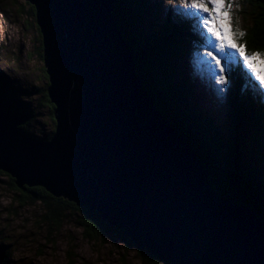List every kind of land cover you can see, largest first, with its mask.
I'll list each match as a JSON object with an SVG mask.
<instances>
[{
	"label": "water",
	"instance_id": "obj_1",
	"mask_svg": "<svg viewBox=\"0 0 264 264\" xmlns=\"http://www.w3.org/2000/svg\"><path fill=\"white\" fill-rule=\"evenodd\" d=\"M36 10L56 130L0 108V171L97 212L170 264H264V219L212 185L165 119L115 21V0H26ZM7 258L0 242V264Z\"/></svg>",
	"mask_w": 264,
	"mask_h": 264
},
{
	"label": "trees",
	"instance_id": "obj_2",
	"mask_svg": "<svg viewBox=\"0 0 264 264\" xmlns=\"http://www.w3.org/2000/svg\"><path fill=\"white\" fill-rule=\"evenodd\" d=\"M115 8L116 24L135 56L137 73L144 86L165 119L184 134L191 148L208 165L215 190L233 203L251 207L264 219V92L257 88V82L239 62L231 66L230 75L235 84L231 91L230 121H220L214 111L199 106L200 71H194L196 66L186 57L191 56L189 48L194 40L199 41L196 37H200L193 21L172 13H168L165 20L160 19L159 11L153 10L150 0H115ZM261 9L262 22L258 23L256 33L249 37L255 39L259 34L261 42L255 46L247 42L246 53L264 57V0ZM32 12L35 19L34 7ZM156 14L155 22H150L149 17ZM37 31L41 38L38 26ZM39 55L44 60L43 39H40ZM0 85L4 86L1 82ZM44 101L51 107L56 128L55 106L48 94ZM0 108L27 116L23 128L34 138L49 141L55 133L45 138L33 134L29 127L36 117V110L22 111L16 105L7 106L1 94ZM6 175L21 196L18 203L24 207L41 206L42 221L52 234L60 231L65 223L73 222L91 243H104L106 237H117L127 246L134 244L127 231L111 227L97 212L55 198L41 187L19 189L15 179ZM136 253L140 264H170L145 249L137 247ZM10 263L11 254L7 251L3 264Z\"/></svg>",
	"mask_w": 264,
	"mask_h": 264
},
{
	"label": "rangeland",
	"instance_id": "obj_3",
	"mask_svg": "<svg viewBox=\"0 0 264 264\" xmlns=\"http://www.w3.org/2000/svg\"><path fill=\"white\" fill-rule=\"evenodd\" d=\"M150 2L155 8L153 10L159 11L160 19L165 20L167 14L172 13L195 24L202 39L196 37L199 41L194 40L189 48L191 56L186 57L189 63L198 67L194 71H200L199 106L214 111L220 121L229 122L231 91L235 84L230 71L239 59L228 49L223 53L217 50V42L199 23L200 18L191 14L194 11L190 8L193 0ZM229 2L233 5L228 8L232 23L227 27L236 33L234 42L238 46L243 45L246 51L248 43L255 46L261 42L259 34L255 39L249 37L256 33L258 23L262 22V0H225L226 6ZM32 7L26 0H0V82L4 84L0 85V94L7 106L16 105L22 111L36 110L29 129L38 137L45 138L56 128L51 107L44 101L46 94L49 95L50 82L45 62L39 55L40 39L43 38L38 34ZM156 17L157 14L149 17L150 22H155ZM241 31L245 33L243 37H239ZM209 52L225 66L223 75L227 83L224 85L218 82V76L212 71L214 62L208 56ZM255 55L260 56L258 53ZM256 85L264 92V86L258 82ZM20 197L6 173L0 171V242L11 254L10 264H140L136 245L127 246L117 237H106L104 243H91L73 222L65 223L60 231L52 234L42 221L41 206L24 207L17 202Z\"/></svg>",
	"mask_w": 264,
	"mask_h": 264
},
{
	"label": "snow or ice",
	"instance_id": "obj_4",
	"mask_svg": "<svg viewBox=\"0 0 264 264\" xmlns=\"http://www.w3.org/2000/svg\"><path fill=\"white\" fill-rule=\"evenodd\" d=\"M232 6L231 2L226 6L225 0H193L190 8L194 10L191 14L200 18L199 23L217 42L215 45L217 50L223 53L225 49H228L230 54L239 59L241 66L249 77L264 86V58L255 54H246L245 47L243 45L238 46L234 42L233 38L236 36V33L230 27H227V25L232 23L231 15L228 11V8ZM236 6L238 7L239 5L237 4ZM244 35V32H239V37H243ZM208 56L214 62L212 71L214 75L218 76V82L221 85L226 84L227 80L223 75L226 71L225 66L211 52L208 53Z\"/></svg>",
	"mask_w": 264,
	"mask_h": 264
}]
</instances>
